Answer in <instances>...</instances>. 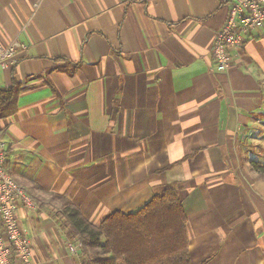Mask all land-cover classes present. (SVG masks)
<instances>
[{
	"label": "crops",
	"instance_id": "obj_1",
	"mask_svg": "<svg viewBox=\"0 0 264 264\" xmlns=\"http://www.w3.org/2000/svg\"><path fill=\"white\" fill-rule=\"evenodd\" d=\"M230 1L0 0V54L28 46L0 136L33 263L83 264L53 195L99 227L174 185L192 264H264V32L219 72Z\"/></svg>",
	"mask_w": 264,
	"mask_h": 264
},
{
	"label": "trees",
	"instance_id": "obj_2",
	"mask_svg": "<svg viewBox=\"0 0 264 264\" xmlns=\"http://www.w3.org/2000/svg\"><path fill=\"white\" fill-rule=\"evenodd\" d=\"M0 89V120L14 116L20 89ZM264 172V169H259ZM59 202L74 234L92 256V264H192L188 217L177 187L166 189L135 213H115L99 227L62 197ZM85 250V252H86Z\"/></svg>",
	"mask_w": 264,
	"mask_h": 264
},
{
	"label": "built area",
	"instance_id": "obj_3",
	"mask_svg": "<svg viewBox=\"0 0 264 264\" xmlns=\"http://www.w3.org/2000/svg\"><path fill=\"white\" fill-rule=\"evenodd\" d=\"M229 16L217 34L213 46L214 66L219 72H229L233 64V53L240 49L246 40L264 32V0H231ZM28 46L19 41L13 42L0 54V68L12 70ZM0 136V264H35L32 262L34 240L22 232L18 211L20 205L37 210L27 193L19 187L7 171V145ZM74 256L76 248H70ZM13 255L18 259L14 262Z\"/></svg>",
	"mask_w": 264,
	"mask_h": 264
},
{
	"label": "rangeland",
	"instance_id": "obj_4",
	"mask_svg": "<svg viewBox=\"0 0 264 264\" xmlns=\"http://www.w3.org/2000/svg\"><path fill=\"white\" fill-rule=\"evenodd\" d=\"M32 201L34 202V200H32ZM51 203L53 204V206L55 208L61 207L60 203L57 201L55 202V200L54 201L51 200ZM34 204L36 205L35 202H34ZM53 210H56V209H53ZM69 230H71V226H70ZM75 240H76V242L72 244L71 248H76L79 251V255L74 256L75 254H72V252H71V255L73 257L79 259V260H82L83 264H92V261H93L92 256H89L90 254L88 253L90 251L86 250V248H84L83 244L81 243L82 241H81L80 237L76 234H75ZM85 250H86V252H85Z\"/></svg>",
	"mask_w": 264,
	"mask_h": 264
}]
</instances>
